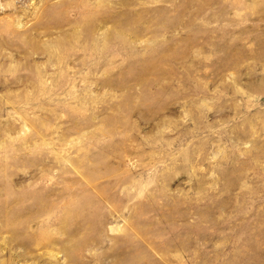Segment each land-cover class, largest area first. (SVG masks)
<instances>
[{
	"label": "rangeland",
	"instance_id": "obj_1",
	"mask_svg": "<svg viewBox=\"0 0 264 264\" xmlns=\"http://www.w3.org/2000/svg\"><path fill=\"white\" fill-rule=\"evenodd\" d=\"M0 264H264V0H0Z\"/></svg>",
	"mask_w": 264,
	"mask_h": 264
}]
</instances>
